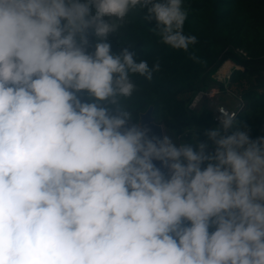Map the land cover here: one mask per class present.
Returning <instances> with one entry per match:
<instances>
[{
    "label": "trees",
    "instance_id": "16d2710c",
    "mask_svg": "<svg viewBox=\"0 0 264 264\" xmlns=\"http://www.w3.org/2000/svg\"><path fill=\"white\" fill-rule=\"evenodd\" d=\"M226 62L244 107L223 133L189 104ZM149 106L182 150L165 192L132 153L96 154ZM220 135L264 168V0H0V264L45 261L17 218L54 264H201L253 221L204 173Z\"/></svg>",
    "mask_w": 264,
    "mask_h": 264
},
{
    "label": "built area",
    "instance_id": "2783aa9c",
    "mask_svg": "<svg viewBox=\"0 0 264 264\" xmlns=\"http://www.w3.org/2000/svg\"><path fill=\"white\" fill-rule=\"evenodd\" d=\"M237 52L242 56L245 55L240 50ZM232 70L229 74H222L218 78V73L216 74L217 80L223 85V90L213 88L208 92H198L189 104V109H197L198 103L203 98H213L218 93L232 94L227 87ZM232 95L235 96L234 94ZM236 99L237 103L233 108L215 104V107L211 109L212 121L221 127L223 133L234 120L237 113L244 107L242 100L237 97ZM218 139L219 142L216 147L210 150L211 156L204 168V173L211 178L216 190L231 196L237 202L239 214H250L253 216L252 222L229 237L226 246L264 240V198L262 197L264 196V168L255 157L244 159L232 153L231 146L224 144L221 135ZM232 164L243 172L247 179L251 181V184L245 185L232 177L230 169ZM52 249L54 250V258L51 264H54L57 249ZM142 253L144 252L142 251Z\"/></svg>",
    "mask_w": 264,
    "mask_h": 264
},
{
    "label": "water",
    "instance_id": "95a60500",
    "mask_svg": "<svg viewBox=\"0 0 264 264\" xmlns=\"http://www.w3.org/2000/svg\"><path fill=\"white\" fill-rule=\"evenodd\" d=\"M97 143L96 154L108 151L118 154L119 168L125 164L127 154L132 153L144 163L149 188L166 191L165 176L173 170L168 157L164 127L154 122L152 106L140 113L135 123L111 121L99 131ZM13 236L15 237L14 233ZM205 264H264V240L228 246L223 252L209 258Z\"/></svg>",
    "mask_w": 264,
    "mask_h": 264
},
{
    "label": "rangeland",
    "instance_id": "374dc122",
    "mask_svg": "<svg viewBox=\"0 0 264 264\" xmlns=\"http://www.w3.org/2000/svg\"><path fill=\"white\" fill-rule=\"evenodd\" d=\"M231 70H232V68H228L222 74H229ZM222 74L218 73L217 78H218V76H221ZM236 103H237V99L232 94L218 93V94H215L213 98H209V97L203 98L198 103L197 108H199L201 106H207L208 108L212 109L215 107V104H221V105L227 106L229 108H233V107H235ZM164 137H165L168 157H169V161H170V166H171V169L173 170L174 168L178 167L181 163L182 150L180 148L178 138L173 136L172 133L166 129H164ZM231 167H233V168H231V174L238 175V176L240 175L243 180L247 179V177L243 174V172L236 165H231ZM24 223H26V222L24 221ZM26 224H28V223H26ZM28 225H31L33 230L37 234V237L33 240H30V241H35V240L39 241V244L41 246V250L43 253V257L45 259L43 264H51V262L54 258V250L50 246L51 240H50L48 233L46 231H44L42 228H40L39 226H35L33 224H28ZM23 243H25V242H19L20 245H22ZM207 260L208 259L204 260L201 264H204Z\"/></svg>",
    "mask_w": 264,
    "mask_h": 264
},
{
    "label": "bare ground",
    "instance_id": "6f19581e",
    "mask_svg": "<svg viewBox=\"0 0 264 264\" xmlns=\"http://www.w3.org/2000/svg\"><path fill=\"white\" fill-rule=\"evenodd\" d=\"M228 68H233V66H231L229 63L228 64H224L222 66V68L218 71V73L222 74L224 73ZM13 233L16 237V239L19 241V242H27V241H30V240H33L37 237V234L36 232L33 230L32 226L31 225H28L26 223H24V221H22L20 218L16 219L14 221V225H13ZM235 245V244H234ZM231 246V245H229ZM228 247V246H227ZM226 247V248H227ZM225 250V249H224ZM224 250H222L221 252H223ZM208 261V260H207ZM206 261V262H207ZM205 262V263H206ZM204 263V264H205Z\"/></svg>",
    "mask_w": 264,
    "mask_h": 264
},
{
    "label": "crops",
    "instance_id": "0c3cea01",
    "mask_svg": "<svg viewBox=\"0 0 264 264\" xmlns=\"http://www.w3.org/2000/svg\"><path fill=\"white\" fill-rule=\"evenodd\" d=\"M226 64H228V62H226ZM231 66H233V68L235 69V65H233L232 63H229ZM233 165V164H232ZM233 168L231 167L230 165V169ZM232 177L236 178L237 180H239L240 182H242L243 184H245V180L242 179V177L239 175H234V174H231Z\"/></svg>",
    "mask_w": 264,
    "mask_h": 264
}]
</instances>
